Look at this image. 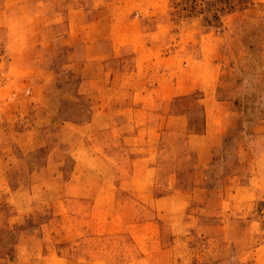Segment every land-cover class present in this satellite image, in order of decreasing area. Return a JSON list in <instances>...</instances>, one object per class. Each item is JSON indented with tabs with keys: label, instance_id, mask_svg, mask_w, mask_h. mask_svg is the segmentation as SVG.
I'll list each match as a JSON object with an SVG mask.
<instances>
[{
	"label": "rangeland",
	"instance_id": "obj_1",
	"mask_svg": "<svg viewBox=\"0 0 264 264\" xmlns=\"http://www.w3.org/2000/svg\"><path fill=\"white\" fill-rule=\"evenodd\" d=\"M15 6L23 18L0 21V264H11L13 257L20 260L16 264H264V0H16ZM90 24L87 30L97 36L112 27L138 32V45L154 44L157 63L167 54L173 80L190 74L217 83L213 91L217 100L225 99L221 109L229 114L224 121L229 130L205 165H194L196 156L184 133L188 117L166 113L153 139L151 180L124 187L140 192L139 201L147 206L188 208L197 218L145 210L98 214L94 233L103 240L80 234L68 238L72 224H84L91 216L70 213L66 198L59 208L56 193L80 192L85 186L30 176L34 161L43 162L58 139L64 118L86 121L92 104L78 90L83 64L71 59L68 48L58 52L60 42L43 39L42 30L83 36ZM41 48L57 51L54 87L36 84L42 77ZM54 91L60 102L53 101ZM201 95L194 91L176 101L179 108L192 106L197 127L204 118ZM39 117L43 126L34 133ZM87 133L85 126H67L61 136L81 142ZM65 161L66 168L71 166V158ZM142 164L129 173L148 179ZM181 188L188 194L178 202L160 200ZM54 213L62 234L52 229ZM25 215L44 218V238L32 241L35 255L28 261L17 244V221ZM193 219L197 229L186 223ZM117 222L125 223L119 230L123 234L116 233Z\"/></svg>",
	"mask_w": 264,
	"mask_h": 264
},
{
	"label": "crops",
	"instance_id": "obj_2",
	"mask_svg": "<svg viewBox=\"0 0 264 264\" xmlns=\"http://www.w3.org/2000/svg\"><path fill=\"white\" fill-rule=\"evenodd\" d=\"M15 5L16 0H0V21L12 22L23 18ZM92 25H86L83 36L74 35L72 30H68L65 34L51 33L50 29L42 30L44 31L43 39L52 37L60 42L61 46L56 49L58 52L60 47L68 48L71 59L83 64L84 73L79 78L78 90L92 104L86 121L77 122L64 118L63 124L58 129L60 136L58 135V139H55L53 144L50 143V151L43 162L39 158L34 161L30 176L36 175L38 181L62 180L69 185L81 183L85 186V189L80 192L73 193L71 190H66L63 193L60 191L56 193L59 208L60 202L64 201L61 198H66L70 213L91 216L90 220L86 219L84 224L79 222L72 224L69 232L71 235L64 233L68 238L74 235L78 237L80 234L87 240H103L101 235L95 234L98 221L94 220L93 216L98 214L126 215L132 212L140 214L142 210H145L168 215L180 214V217L185 216V219L188 214L196 217V213H190L188 208L187 210L179 209L180 207L174 205L166 206L164 209L153 205L147 206L139 201L140 197H143L140 192L134 189L125 190L124 187L126 182L133 184L136 180L142 183L151 180V167H153L150 162L151 154L156 150L153 139L158 128L163 126V121L159 123L158 119L164 117L166 113L188 117V125L184 133L188 138L189 149L196 156L194 165L199 166L202 163L205 165V159L209 158L211 150L220 144L219 137L229 130L224 126L226 116L229 114L221 109L225 99L217 100L214 92L216 88H213L214 83L210 82L211 77L207 80L196 79L195 75L188 74L182 80L169 78L171 69L167 63V54L164 56V62L157 63L154 44L138 45V32L118 31L112 27L106 35L97 36L87 30V26L92 27ZM66 44H68L67 47H65ZM41 49L43 58L40 60L39 69L42 77L39 81L36 79V84L54 87L56 66L52 58L57 51ZM51 78H53L52 81ZM216 84H214L215 87ZM199 90L202 94L200 101L203 103L201 105L204 117L201 127H197V122L192 118V106L186 104L179 108L176 104V101L184 100L194 91ZM58 94L59 91H54L53 101H61ZM40 113L38 112V116ZM51 114L54 117L56 111ZM39 120L40 117L36 121V126L32 127L34 133L40 131L43 126L44 121ZM67 126L71 128L85 126L88 133L83 138L84 142H75L72 139L65 141L61 134L65 132ZM67 157L71 158V166L68 168L65 161ZM140 161L146 167L148 179L147 175L141 179L129 173L134 171L135 165H139ZM174 173L177 171L175 170ZM131 187L132 185L129 189ZM185 194H188L187 190L181 188L163 194L159 198L167 199V202H178L176 199L183 198ZM82 199L85 200L81 201ZM146 206L151 210H148ZM133 207L138 210L135 211ZM62 211L61 207L58 212ZM55 213L51 222L52 229L56 232L61 230L60 234H62L65 230ZM27 217L30 216L25 215L17 221L21 226L17 244L21 246L24 259L28 261L35 255L33 247L30 246L32 241L42 243L44 238V218L38 216L29 220ZM186 223L190 229H197L199 225L196 219L187 220ZM116 224V233L123 234L119 230L126 228L125 223L118 225L117 222ZM130 226L134 228L132 222ZM104 228L102 227V230ZM106 229L112 228L107 225ZM9 261L12 262L11 264H16L20 260L13 257Z\"/></svg>",
	"mask_w": 264,
	"mask_h": 264
},
{
	"label": "trees",
	"instance_id": "obj_3",
	"mask_svg": "<svg viewBox=\"0 0 264 264\" xmlns=\"http://www.w3.org/2000/svg\"><path fill=\"white\" fill-rule=\"evenodd\" d=\"M260 210H261V211L264 210V204H262Z\"/></svg>",
	"mask_w": 264,
	"mask_h": 264
}]
</instances>
